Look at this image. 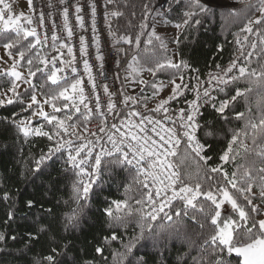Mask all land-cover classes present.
Wrapping results in <instances>:
<instances>
[{
  "label": "snow or ice",
  "instance_id": "6c2138e0",
  "mask_svg": "<svg viewBox=\"0 0 264 264\" xmlns=\"http://www.w3.org/2000/svg\"><path fill=\"white\" fill-rule=\"evenodd\" d=\"M173 2L179 5L182 0H173ZM0 3H3V0H0ZM59 3L64 5L65 0H59ZM107 3L112 4L113 0H107ZM211 3L212 0H208L207 3L203 0H183L185 9L182 13L183 18L180 23L175 24V27L180 29L193 24L200 25L201 20L198 17L211 14L212 9L209 7ZM29 4H31V0H29ZM4 7L9 11L11 10L7 4ZM88 7L91 11V31L94 34L92 41L96 46V59L102 62L104 57L100 51L99 37L96 35V5L89 3ZM143 8L145 9V22L141 23V31L135 37L124 35L117 38L111 32L110 25L109 32L113 35L116 44H134L136 48L141 45V37L147 35V40L144 41L145 61L152 62L156 52L149 46H152L154 41H159V49L161 50H166L167 46L161 37L156 35L154 27L151 32L146 31L148 28L146 21L151 15V6L149 3H145ZM74 9L75 20L79 27L84 29V17L81 15L83 8L76 4ZM254 9L260 15L255 19H247L241 29V32L246 33V35L243 40L238 37L235 41L240 56L234 58L226 68H221L217 64L216 68L219 71L208 73L205 81H201L197 75L195 77L196 84L190 86L186 83L183 73L184 70L190 68V65L183 60L174 62L172 59H167L163 63L156 61L155 68L143 69L136 67L139 65L137 55L132 56L129 68L137 74L139 71L146 70L155 75L157 70L165 68L174 69L176 72L175 77L169 82L172 86L170 95L161 100L154 109H147L145 104L147 112L162 113L159 119L135 110L121 117L120 113L116 111L117 105L111 99L113 94L108 92L107 85L103 86L104 93L109 95V101L106 105L107 115L101 111L100 95L92 75V66L86 58L89 55L88 45L83 35L79 37V56L80 62L83 64V73L87 74V84L90 85L87 95L85 80L76 66L78 63L77 55L70 43L62 41L53 32L51 47L56 54L49 57L42 52V48L47 46V35L41 41L35 28L20 22L21 17L14 18L9 15L5 19L4 13L0 12V24H2L0 39L7 41L3 43V48L8 57L5 59V57L0 56V65H8L9 59L13 61L10 67H0V77L12 78L10 86L4 92L5 99H0V105L4 103L11 105L14 102H19L21 113H29L30 115H21L17 119V114H14L11 123L25 136L30 134L45 136L49 141H54L48 151L35 160V167L32 172L43 174L49 166V161L55 164L54 157L57 160H63L64 178L71 179L70 198L69 201H65L70 206L69 214L66 216L65 228L75 226L78 222L82 211L81 201L89 198L93 185L99 180L104 168L114 167L134 173L132 183L138 186L140 191V197L134 201L137 207L133 210L127 199L113 200L104 210L105 214L116 223H123L124 217L114 214L113 206L117 213L126 209L128 216L133 215V212L139 214L141 221L139 233L129 236L126 241L115 232L104 238L105 242L120 241L122 250L112 254L113 260L117 264H144L143 257L137 255L138 246H142L141 242L146 238L145 231L149 233L152 231V222L158 219H166L171 222L173 216L177 218L182 215L187 216L190 209L198 210L202 214L205 224L210 230L199 245L198 256L192 258L193 264H232L233 255L236 258V264H264V218L257 219V217L264 216V168L255 169L260 187L261 205L253 204L255 194L252 188L256 177L252 175V167L244 164L238 165L237 171L232 172L231 175L223 168V164L230 161L234 162L240 154L234 147L237 145L246 154L254 152L255 157L264 163V143L259 142L264 141V64H261L259 69L251 67L254 56L257 61L264 58V0H258V6L246 3L245 9L242 11L252 12ZM62 15L67 40L70 41L73 37V29L68 22V6L63 7ZM111 15L122 16L123 13L114 11ZM24 19H26L27 25H31V19ZM43 19V13H41V24H43ZM53 27H55V23ZM10 33L15 34L14 38L10 37ZM251 36H255L257 39L250 41L249 37ZM30 37L34 38V42L29 39ZM24 41L27 43L23 44ZM57 41H60L59 49L56 47ZM176 42L179 43V40L177 39ZM37 45H41V50L33 51ZM258 46L260 47L259 55L256 54ZM245 47L251 49L246 54ZM13 49L16 50L15 56L12 52ZM220 50L222 51V48ZM28 53H33V55L26 60L28 66L26 73L18 71L17 65L20 61L25 60ZM16 57L19 59L17 60ZM241 58L242 62H240ZM191 70L199 72L198 69L193 68ZM33 78L43 80L44 83H34ZM241 80H244L248 87L243 89L236 87L234 95L217 101V97L213 95L214 92L223 93L229 85H237ZM47 82H50L55 88L47 87L45 90ZM138 82L140 84L147 83L143 80ZM24 85L27 87L21 92L20 88ZM151 87L156 89L153 92V97H155L163 85L158 87L153 83ZM253 88L258 89L261 94L258 116L253 115L249 110L244 127L233 131L227 149L219 156L221 164L215 167L210 166L208 162L212 160V157L204 153L211 145L202 143L197 136L201 127L197 120V117L201 115V107L210 104L216 113L226 119V110L230 106L234 108L240 99L247 101L248 94L253 91ZM186 90L195 93L193 100L186 101L188 108L170 109V102L183 96ZM141 92H143V88ZM225 94L227 95V93ZM25 96L27 100L24 99ZM90 96L94 97V108L89 107V103H86V101L91 102ZM133 99V97L126 96L123 103L127 106L128 101ZM81 106L85 111L81 110ZM46 107L51 108V112L46 111ZM93 112L102 119L97 126L98 131L89 132L88 128L84 127L83 131L87 132L89 137L94 138L86 139L79 131L78 121L81 117L85 121L89 120ZM108 116H111L114 121L120 117L119 124L113 122L109 126ZM235 116L239 120L245 119L244 112L236 111ZM130 117H139V120L134 122ZM32 118L42 119L52 127V131H44V125L30 127ZM165 121L168 123L165 124ZM214 134L213 130L205 133L206 136H213ZM248 138H251L252 144L259 151L248 148L245 143ZM102 140L105 142L101 143ZM182 142L186 145V153L193 155L199 162H202L208 172L221 173L223 183L218 182L208 190H204L199 182L194 187L185 183L177 165L171 160L177 156V149ZM240 168H244V171L238 177L237 173ZM208 179H212V177L209 176ZM129 190L130 186L125 188L126 193ZM4 198H8L7 194ZM241 200L245 202V206L241 205ZM177 201L182 204V208H176L173 212ZM225 203L231 205V210L222 212V206ZM35 204L34 200L27 201L28 208L34 207ZM205 204L208 205L207 211H205ZM71 205H75V207H71ZM48 212H51V209ZM12 217L13 214L10 212L9 220ZM192 219L196 220V217L193 216ZM145 224L147 228L144 227ZM205 224H201L200 227L204 228ZM48 230V228L42 227L39 232H47ZM28 238L30 241L38 240L39 233H28ZM5 239L6 237L0 233V242ZM11 239L15 240L16 237L12 236ZM96 252L102 255L103 248L97 247ZM58 254V250L52 248L48 255L35 259L33 264H56ZM104 259L107 258L104 257Z\"/></svg>",
  "mask_w": 264,
  "mask_h": 264
},
{
  "label": "trees",
  "instance_id": "16d2710c",
  "mask_svg": "<svg viewBox=\"0 0 264 264\" xmlns=\"http://www.w3.org/2000/svg\"><path fill=\"white\" fill-rule=\"evenodd\" d=\"M229 1L235 5H209L212 12L198 17L201 20L200 25L193 24L180 29H177L175 24L182 21V13L185 10L183 0L179 5L173 0H164L162 4H158V0H113L112 4L107 3V27L109 29V25L111 26V32L117 38L124 35L135 37L141 31L140 25L145 22V9L143 8L145 3H149L151 6V15L146 21L147 32H151L152 27H155L154 19L158 17L164 26L174 27L176 30L174 35L156 33L167 47L166 50H161L159 41H154L153 45L149 46L156 52L152 62L145 61L144 41L147 40V35L141 37L139 48H136L134 44H116L113 35H111L117 51L116 75L123 95L133 97V102L145 108V104L147 105L157 96L153 97V92L156 89L151 85L155 83L159 87L161 83H169L176 75L175 70L171 68L157 70L155 75L143 70L150 74L147 83L141 87L143 92L140 89L136 93H129L125 88V74L128 73L127 70L133 55H137L139 60V65L136 67L143 69L155 68L156 61L163 63L167 59H172L174 62L183 60L190 65L189 69L184 70V77L197 73L191 70L193 68L198 69V73L204 76L217 64L228 63L237 49L236 39L244 38L243 35H246L241 32V29L247 19H255L260 15L255 9L252 12L242 11L245 9L246 3L258 6V0ZM24 5V9H22ZM21 9L24 13L28 12L26 0H23ZM114 11H120L123 15L112 16L111 13ZM9 35L11 38L15 36L14 33ZM29 39L34 42V38L30 37ZM177 39L179 43L176 42ZM256 39L255 36L249 37L250 41ZM5 42L7 41L0 39V46H3ZM26 43L27 41L23 42V44ZM245 49L251 50L249 47H245ZM40 50L41 45H37L33 51ZM12 52L15 56L16 50L13 49ZM42 52L45 54L44 47ZM256 54H260L259 46L256 49ZM32 55L33 53H28L25 60L20 61L17 65L25 73L28 67L26 60ZM16 59L19 58L16 57ZM261 64H264V58L259 61L255 56L252 58L251 67L259 69ZM11 79V77H0V89H2L0 90V99H5L4 92L10 86ZM33 82L44 83L43 80L36 78H33ZM26 87L27 85L20 91L23 92ZM47 87L55 88L50 82H47L45 90ZM236 87L243 89L248 87V84L241 80L237 85H229L225 92L216 93L217 101L234 95ZM24 99L27 100V97L25 96ZM259 103H261V94L258 89L253 88V91L248 94L247 101L240 99L234 108L230 106L226 110V119L216 113L212 107L202 111L201 127L198 134L202 143L211 145L204 153L212 157V160L208 162L210 166L215 167L221 164L219 156L227 149L233 131L244 127L249 110L253 115L258 116ZM236 111L244 112L245 119H237ZM48 112H51V108ZM14 114H17V119L21 115H30L21 113L19 102L0 105V233L6 237L3 242H0V264H33L35 259L48 255L52 248H56L59 253L56 256V264H117L113 260L112 254L122 250L120 241L105 242L104 238L115 232L126 241L129 236L139 233L141 221L139 214L133 212V215L128 216L126 209L117 213L113 206L114 214L124 217L123 223H116L105 214L104 210L113 200L127 199L133 210L137 207L134 201L140 197V191L138 186L132 183L134 173H130L126 169L104 168L99 180L93 185L89 198L81 201L82 211L78 222L75 226H68L66 229V216L69 214L70 206L65 201H69L70 198L71 179L64 178L63 160H57L54 157L55 164L49 161V166L43 174H34L32 169L35 167V160L47 152L54 141H49L45 136L33 134L25 136L11 123ZM86 122L82 117L80 118L78 121L79 131H83ZM32 124L35 127L44 125V131H52V127L42 119H35ZM210 130H213L215 134L206 136L205 133ZM259 142L264 143V141ZM245 143L250 150L259 151L252 144L251 138H248ZM234 147L240 154L234 162L223 164V168L231 175L232 172L237 171L238 165L244 164L252 167V175L256 177L252 188L255 194L253 204L261 205L260 187L255 169L264 168V163L255 157L254 152L246 154L238 145ZM185 150L186 145L182 142L178 148L177 156L173 157V162L177 165L185 183L194 187L199 182L204 190H208L218 182L223 183L221 173L208 172L202 162H199L193 155L187 154ZM243 171L244 168L239 169L238 177ZM209 176L212 179H208ZM128 186H130V190L126 193L125 188ZM5 194H7V199L4 198ZM28 200H34L35 206L28 208ZM240 203L245 206L244 201L241 200ZM71 207H75V205H71ZM204 207L207 211L208 205L205 204ZM176 208H182L179 201L175 202L173 212ZM49 209L51 212H48ZM246 210H248L247 207ZM10 212L13 214L11 220L8 218ZM233 215L235 216L234 213ZM193 216L196 217V220L192 219ZM201 224H205L202 214L198 210L192 209L189 210L187 216L182 215L179 218L173 216L171 222L166 219H158L152 222L150 233L145 231L146 238L141 242L142 246H138L137 255L143 257L144 264H193L192 258L198 256L199 245L210 231L207 224L204 228L200 227ZM42 227L49 230L39 232ZM144 227L147 228V225L145 224ZM28 233H39V239L30 241ZM12 236H15L16 239H11ZM97 247L103 248L102 255L96 252ZM232 264H236L234 255Z\"/></svg>",
  "mask_w": 264,
  "mask_h": 264
},
{
  "label": "built area",
  "instance_id": "2783aa9c",
  "mask_svg": "<svg viewBox=\"0 0 264 264\" xmlns=\"http://www.w3.org/2000/svg\"><path fill=\"white\" fill-rule=\"evenodd\" d=\"M23 0H3V3H0V12L4 13L5 19L7 16L11 15L14 18L15 17H21L20 22L24 23L28 27H32L36 29L37 34L39 35L41 41L44 40L45 35L48 36L47 46H45V54L49 57L51 55H55L56 53L53 51L51 45V36L53 32L57 36L61 38L62 41L66 43H70L73 46V51L77 55V68L78 72L83 75V78L85 80V92L86 95L89 94L90 85L87 84V74L83 73V64L80 62V56H79V37L83 35L85 37V40L88 45V53L89 55L86 57L89 60V64L92 66V75L95 78L96 84H97V92L100 95V102H101V111H104L107 115V109L106 105L109 101V95L104 93L103 86L107 85L108 92L110 94H113L111 96V99L116 103L117 108L116 111L120 113V116H126L130 111L135 110L137 112H140L145 115H151L155 118L159 119L162 115V113H151L147 112L144 107L138 106L135 102L132 100L128 101L127 106L123 103L124 98L126 96L123 95L120 84L116 75V68H117V51L114 47L113 38L109 32V29L107 27V18H108V9H107V2L106 0H65V4L61 5L59 3V0H31V4H29V0H26L27 6H28V12L24 13L21 9ZM89 3H95L96 5V35L99 37V45H100V51L103 55L104 59L103 61H98L96 59V46L92 41L93 32L91 31V11L88 7ZM7 4L10 6V11L4 7V5ZM79 4L83 8V12L81 15L84 17V29H81L79 25L77 24L75 20V9L74 5ZM68 6L69 7V17L68 22L69 25L73 29V37L69 41L67 40V32L64 29V19H63V7ZM43 13V24H41L40 21V15ZM22 14V16H21ZM107 14V15H106ZM31 19L32 23L31 25L26 24V19ZM55 23V27H53V24ZM2 26V24H0ZM241 40L243 38L239 37ZM59 43L60 41H57L56 47L59 49ZM66 51V50H64ZM245 54L247 53V49H244ZM240 56V51L237 46V49L232 56L231 60L224 64L220 65L221 68H226L228 64L236 57ZM67 59V57H65ZM242 62V58L241 61ZM219 69L216 67L211 69L208 73H216ZM208 73L202 76L199 73H192L190 76H185V82L188 83L190 86L196 84L195 77L199 75V78L201 81H205L208 77ZM207 86V85H205ZM213 95L216 96V93L214 92ZM195 98V93L192 91H185V94L183 96L178 97L176 100L171 101L169 104L170 109L172 110H178L180 108H188V104L186 101H191ZM90 101H86V103H89V107L94 108V97L90 96ZM211 107L210 104H205L203 107H201L200 112L202 114V111L205 108ZM148 109V108H147ZM81 110L85 111L83 106H81ZM200 116L197 117L198 123L200 124ZM83 118V117H82ZM102 117H100L98 114L93 112L91 118L87 120L84 127H87L89 132H95L98 131L97 126L100 124ZM134 122L139 120V117L131 118ZM120 117H117V119L114 121L111 116H108V125L110 126L113 122L119 124ZM168 122L165 121V124ZM86 139L92 138L88 136L87 132L80 131ZM197 136L199 138V134L197 132ZM94 139V138H92ZM200 139V138H199ZM201 141V140H200ZM105 141H101V143H104ZM178 152V149H177ZM173 162V158H171ZM174 163V162H173Z\"/></svg>",
  "mask_w": 264,
  "mask_h": 264
},
{
  "label": "rangeland",
  "instance_id": "374dc122",
  "mask_svg": "<svg viewBox=\"0 0 264 264\" xmlns=\"http://www.w3.org/2000/svg\"><path fill=\"white\" fill-rule=\"evenodd\" d=\"M164 0H159V4H162ZM228 1V2H227ZM203 2L207 3L208 0H203ZM226 5H224V4ZM230 4V1L229 0H212V3L209 4V5H212V6H228ZM25 5L23 6L22 9H24ZM159 18V17H158ZM154 19L155 21H160L159 19ZM156 24V23H155ZM2 27V26H0ZM155 28V32L156 33H167L168 35H174L176 30L174 27H168V26H161V25H157V27H154ZM153 29V27H152ZM245 36V35H243ZM0 56H3L5 57V59H8L7 55H6V52H5V49L3 48V46H0ZM13 63V61L11 59L8 60V65H0V67H10L11 64ZM17 70L18 71H21V72H24V70H22L21 68H19L17 66ZM128 73L125 74V88L126 90L129 92V93H136L138 90L141 89L142 85L143 84H140L138 81L140 80H143V81H147V79L149 78V75L148 73L144 72V71H139L138 74L133 72L132 69L128 68ZM177 82H179V80H177ZM163 85V87L160 89L159 91V94L151 101H149L146 105V107L148 109H154L156 107V105L163 99H166L170 93H171V84L170 83H161L159 85V87ZM25 86V85H24ZM24 86H22L21 88H23ZM20 88V89H21ZM11 94L9 93V96ZM39 98V96H38ZM50 108L46 107L45 110L46 111H49ZM35 120V118H32V123L33 121ZM31 123V125H29L30 127H35L33 124ZM224 210H231V205L228 204V203H225L223 206H222V212ZM259 218H264V216H261Z\"/></svg>",
  "mask_w": 264,
  "mask_h": 264
},
{
  "label": "crops",
  "instance_id": "0c3cea01",
  "mask_svg": "<svg viewBox=\"0 0 264 264\" xmlns=\"http://www.w3.org/2000/svg\"><path fill=\"white\" fill-rule=\"evenodd\" d=\"M155 23H156V24H155V27H157V25H161V26H163V24H162L160 21H156Z\"/></svg>",
  "mask_w": 264,
  "mask_h": 264
},
{
  "label": "water",
  "instance_id": "95a60500",
  "mask_svg": "<svg viewBox=\"0 0 264 264\" xmlns=\"http://www.w3.org/2000/svg\"><path fill=\"white\" fill-rule=\"evenodd\" d=\"M228 2V1H227ZM158 4H159V0H158ZM224 4V3H223ZM224 5H226V4H224ZM229 5H235V3H231L230 2V4Z\"/></svg>",
  "mask_w": 264,
  "mask_h": 264
}]
</instances>
